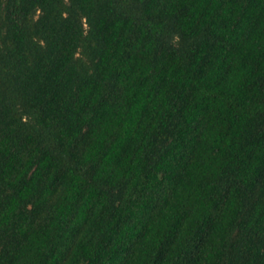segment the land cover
<instances>
[{
  "label": "trees",
  "instance_id": "trees-1",
  "mask_svg": "<svg viewBox=\"0 0 264 264\" xmlns=\"http://www.w3.org/2000/svg\"><path fill=\"white\" fill-rule=\"evenodd\" d=\"M0 264H264V0H0Z\"/></svg>",
  "mask_w": 264,
  "mask_h": 264
}]
</instances>
